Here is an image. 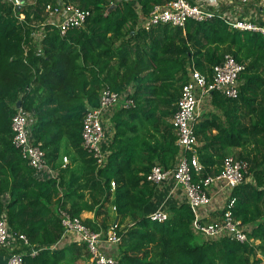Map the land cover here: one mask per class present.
Wrapping results in <instances>:
<instances>
[{
	"label": "trees",
	"instance_id": "1",
	"mask_svg": "<svg viewBox=\"0 0 264 264\" xmlns=\"http://www.w3.org/2000/svg\"><path fill=\"white\" fill-rule=\"evenodd\" d=\"M65 1L91 15L84 28L62 36L55 27H41L46 19L43 2L18 7L0 0V214L6 210L10 228L27 235L26 251L38 250L33 256L26 254L25 261L90 260L78 240L60 245L64 229L55 206L61 205L73 216L93 212V218L83 221L96 232L111 226L109 208L114 207L117 231L123 237L116 264H262L264 37L231 28L220 17L190 20L185 27L139 26L140 14L147 16L155 5L169 0ZM228 53L245 64L239 95L231 99L218 91L211 94L228 124L219 134L206 137L197 151L205 167L202 175H216L229 147L244 150L255 144L237 155L250 167L247 180L232 191L237 198L234 216L247 227L249 239L257 242L253 244L227 237L200 238L191 228L194 214L187 202L170 204L164 222L152 221L147 213L155 186L146 174L156 163L173 168L180 154L172 119L192 62L211 80L214 66ZM104 86L131 90L135 106L113 109L115 133L108 144V162L98 167L82 146V129L88 108L99 105ZM19 101L33 118L30 135L42 142L57 177L38 176L14 146L11 123ZM199 119L194 126L198 137L211 123ZM65 138L76 157L75 165L63 167ZM140 151L150 154L144 166L135 163Z\"/></svg>",
	"mask_w": 264,
	"mask_h": 264
},
{
	"label": "built area",
	"instance_id": "2",
	"mask_svg": "<svg viewBox=\"0 0 264 264\" xmlns=\"http://www.w3.org/2000/svg\"><path fill=\"white\" fill-rule=\"evenodd\" d=\"M14 6L21 7L26 3L38 4L43 2L46 19L41 27L50 25L57 28L62 36L74 29H82L91 15L90 10L65 0H9ZM249 0H169L165 4L155 5L147 16L141 15L139 26L147 30L157 25L170 24L185 27L190 20L207 21L216 17L222 18L231 28L253 33L264 37V19L248 10ZM224 6H231L226 11ZM24 15H21L22 20ZM43 31V29H42ZM37 38H39L37 36ZM245 64L238 62L228 53L222 63L215 65L211 80L203 74L192 62L188 80L183 85L178 100L177 111L172 119V125L177 135V145L180 154L176 165L166 169L161 164L152 166L146 180L155 186L172 183L171 192L181 188L185 194L186 202L194 214L191 228L193 232L204 239L214 240L227 237L240 243L253 244L256 241L249 239L246 226L234 216V207L237 198L232 191L247 180L249 162L233 155L225 157L221 172L216 175H206L204 165L201 163L197 151L199 144L194 126L199 116L202 103L214 91L221 92L226 97L236 98L239 95L240 74ZM131 90L118 92L109 86H104L99 95V105L89 107L84 119L82 129V146L95 159L98 167L108 162L109 151L105 147V122L110 120L113 109L121 107L130 109L135 106ZM33 118L21 107L12 117V142L20 151L22 158L36 170L41 177H57L58 173L47 162L46 152L42 142H36L30 135V125ZM64 166L68 157H64ZM198 177V180L195 178ZM113 187L115 183H112ZM213 185H218L217 191H222L224 202L221 214L212 219L201 213L203 208L211 206L213 202ZM162 204L148 214L155 222H164L169 217L168 207ZM55 210L63 226V238L72 235L79 243L85 245L90 253L89 263L116 264L117 247L122 243L123 237L118 233V221L111 225L106 232L93 231L87 226L82 217L73 216L68 209L56 205ZM207 218H210L206 220ZM14 242V244H10ZM18 244V245H17ZM16 245V246H15ZM15 246L9 253L6 264H28L24 256L36 255L38 250L30 248L26 234L13 231L8 222L7 211L0 214V247ZM24 248V251L17 252ZM10 249V248H9Z\"/></svg>",
	"mask_w": 264,
	"mask_h": 264
},
{
	"label": "crops",
	"instance_id": "3",
	"mask_svg": "<svg viewBox=\"0 0 264 264\" xmlns=\"http://www.w3.org/2000/svg\"><path fill=\"white\" fill-rule=\"evenodd\" d=\"M231 8V6H224V10L228 11ZM248 10L251 14H255V16H259L260 18L264 19V0H249L248 4ZM223 95V94H222ZM226 97V96H225ZM238 97V96H237ZM236 97V98H237ZM229 98V97H227ZM234 99V98H231ZM199 121L202 120H210V124L208 125L209 128L206 131L201 132L199 135V145L202 146L204 142L206 141V137H211L213 135H217L220 133L221 128L224 126L226 127L228 124V120L226 115L224 114V109L220 108L218 105H214L212 96H209L201 105L200 111H199ZM246 122H249V119H246ZM105 128H106V138H105V147L108 149V144L113 140V135L115 133V130L112 127L111 120H108L105 122ZM68 142V141H67ZM67 146H69L67 144ZM255 144L250 145L246 149H241L240 147H229L227 149L228 155H233L237 157L238 153L240 151H250L253 149ZM70 147V146H69ZM69 152L70 150H66ZM233 153V154H230ZM71 155V154H70ZM227 155V156H228ZM67 157V154H62V158ZM73 155H71L72 157ZM150 157V154L148 152L140 151L135 156V163L137 166H144L148 162V158ZM73 158V157H72ZM61 162V161H60ZM64 167V163L62 164ZM38 175V174H37ZM39 176V175H38ZM172 182L169 181L167 185H160L155 186V195L150 203V206L147 210V213L154 211L156 208L164 204L166 202V206L169 207L170 204H182L186 202V197L183 192V190L179 187L176 188L173 192H171L172 189ZM218 185H213L212 192H213V202L211 206L207 208H203L201 213L204 214L205 217H208L207 215H210L212 219H216L221 214V207L224 202V194L222 191H217ZM223 201V202H222ZM114 208V207H113ZM115 210V209H114ZM110 215V214H109ZM94 214L93 212H86L82 214V218H93ZM118 217H116V220ZM210 218H207L208 220ZM77 239L75 236L69 235L65 238H62L60 245L61 246H68L74 242H76ZM10 244H14V242H11ZM81 244V243H79ZM18 245V244H17ZM16 246V245H15ZM15 246H10L1 248L0 247V264H6L7 258L9 256V253L12 251V249L15 248ZM84 254V251H82L81 255ZM80 263L81 261H77ZM88 264V263H87ZM264 264V260L262 262Z\"/></svg>",
	"mask_w": 264,
	"mask_h": 264
},
{
	"label": "rangeland",
	"instance_id": "4",
	"mask_svg": "<svg viewBox=\"0 0 264 264\" xmlns=\"http://www.w3.org/2000/svg\"><path fill=\"white\" fill-rule=\"evenodd\" d=\"M67 144H68V142H67V139L65 138L63 140V143H62V154H64V153L67 154V157H68V162L67 163L68 164L71 162L72 165H75L74 164L75 162L74 163L72 162V157L73 156L76 157V153H75V151L73 149H71V147L67 146ZM67 148H68V150H70L69 152L66 151ZM70 154L73 155V156L71 157ZM230 154H233V153H230ZM63 160H64V158L61 157L60 161H63ZM58 196L60 197V195H58ZM84 213H86V212H84ZM109 214H110L109 215V218H108L109 219V224L110 225H113L116 222V217H117L116 212H115V210H114L113 207H110L109 208ZM199 237L202 238L201 236H199ZM119 250H120V246L117 247V253L119 252ZM79 261H81V262L78 263V262L64 261L61 264H87V263H89L88 260H79Z\"/></svg>",
	"mask_w": 264,
	"mask_h": 264
},
{
	"label": "water",
	"instance_id": "5",
	"mask_svg": "<svg viewBox=\"0 0 264 264\" xmlns=\"http://www.w3.org/2000/svg\"><path fill=\"white\" fill-rule=\"evenodd\" d=\"M20 106H21V101H19V102L17 103V107L20 108ZM116 221H118V219H117Z\"/></svg>",
	"mask_w": 264,
	"mask_h": 264
}]
</instances>
